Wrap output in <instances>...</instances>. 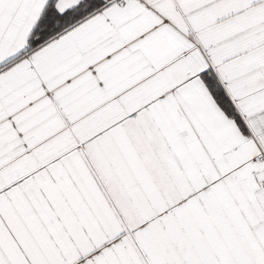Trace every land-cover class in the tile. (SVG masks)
I'll return each instance as SVG.
<instances>
[{"label":"snow or ice","instance_id":"6c2138e0","mask_svg":"<svg viewBox=\"0 0 264 264\" xmlns=\"http://www.w3.org/2000/svg\"><path fill=\"white\" fill-rule=\"evenodd\" d=\"M0 264H264V0H0Z\"/></svg>","mask_w":264,"mask_h":264}]
</instances>
